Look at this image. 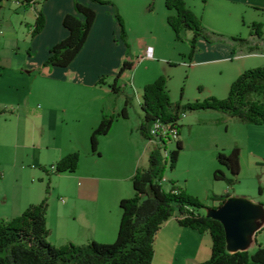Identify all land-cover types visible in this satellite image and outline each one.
I'll return each instance as SVG.
<instances>
[{"label":"crops","instance_id":"crops-1","mask_svg":"<svg viewBox=\"0 0 264 264\" xmlns=\"http://www.w3.org/2000/svg\"><path fill=\"white\" fill-rule=\"evenodd\" d=\"M79 1L96 12V19L88 41L67 68L49 69L44 67V63L49 50L68 36L63 19L67 14L74 13V0H31L29 3L26 0H4L0 11V38L11 53L9 61L0 54V97L17 94L19 82L23 81V73L28 70L30 76L39 81V108L32 111L34 125L40 134L38 149L54 151L55 159L52 163L69 153L83 152L76 172L64 174L79 181L72 191L64 193L69 201L60 217L58 237L55 239L61 246L69 242L86 245L92 241L101 244L116 241L120 223L119 203L122 199L134 196L131 179L148 162L151 151L149 148L154 143L146 141L147 149L137 154L127 138V132H122V138L115 136V124L120 120L114 122L112 131L107 136L99 139L100 155L92 153L90 137L104 114L115 115L122 108L120 104L109 107L108 103L114 98L111 86L123 62L127 60L133 63L131 70H134L135 76L136 63L144 59L145 56L141 53L146 46L152 48L150 55H147L149 58H155L156 52L158 56L165 57V46L155 30L154 16L160 19L166 37L174 34L167 22V17L174 12L166 9L165 0H103L118 9L128 35L129 48L121 39L120 26L112 5H100L90 0ZM230 1L236 7L242 5L246 8L264 9V0ZM40 8L45 17V26L39 34L32 36L36 12ZM147 39H155L156 45H147ZM202 42L201 47L197 48V55L202 51L205 56H219L217 60L223 62H232V57L237 56L235 66L241 67V70L257 66L253 64H264L262 37H252L247 41L246 48L241 46L239 49L233 44L210 45ZM249 48H255V51L251 52ZM196 53L197 50L189 57L190 60H193ZM125 75L126 73L120 80H126ZM103 78V82H100ZM133 78L127 77L131 80L130 87L134 90L138 103L141 104L142 98L135 92ZM151 81L145 79L138 88L143 89ZM2 108L4 106L0 105V110ZM218 120H222V116ZM179 123L184 126L181 119ZM65 124H72L75 127L73 135L77 136L68 147L62 144L59 146L56 142L57 130L62 129ZM106 140L110 141L109 145L104 142ZM165 178L169 189L171 179ZM60 201L64 204L65 197H60ZM259 223L260 229L247 249L249 252H254L258 245L264 246L257 242L259 234L264 230V221ZM50 230L52 237L53 230ZM211 246L212 240L208 233L200 234L182 227L176 217H172L156 236L152 264H201L210 259Z\"/></svg>","mask_w":264,"mask_h":264},{"label":"rangeland","instance_id":"rangeland-1","mask_svg":"<svg viewBox=\"0 0 264 264\" xmlns=\"http://www.w3.org/2000/svg\"><path fill=\"white\" fill-rule=\"evenodd\" d=\"M185 2L201 19L205 28L198 41V48L201 47V41L210 45L233 44L237 46V49L241 46L246 48L245 42L255 37L254 24L261 25V37L264 43V9L246 8L242 5L236 7L229 0H208L206 4L202 0H185ZM154 18L155 30L165 46V57L158 56L156 52L155 58H149L147 55H150L152 48L146 46L141 53L145 56L144 59L136 63L138 70L135 73L136 78L134 70L126 71V80H118L121 91L115 93L113 100L108 103L109 107L120 104L123 108L125 99L130 97L131 104L128 106L127 119L115 120H120L115 124V136L119 139V137L122 138V132H127V138L130 139L129 142L134 146L137 154L145 151L148 146L139 131L143 119L141 104L138 103L134 90L130 87L132 78L130 80L127 77H134L135 92L142 98L144 88L139 89V85L145 79L147 81L152 79L148 82L149 84L165 75L168 77L172 102L187 105L196 101L203 102L212 97L219 100L226 99L232 83L243 72L264 65L253 64L257 66H249L241 70V67L235 66L237 63L234 61L238 59L237 56L232 57L234 63L223 62L217 60L219 56H205L202 51L200 55H197L198 49L197 56L190 60V42L193 32H183L179 39L173 33L170 37H166L160 25V19L156 16ZM1 40L2 38H0V54L9 61L10 49ZM145 43L151 46L156 45L155 39H147ZM201 55L203 56L199 57ZM23 75V81L19 82V89L16 90L17 94L0 97L2 103L0 105L6 110V113L0 116V168L2 170L0 219L17 217L30 205L38 204L46 197L50 208L47 214V226L49 230H53L52 237L50 230L48 242L59 247L61 245H58L59 242L55 239L58 237L60 217L69 201L64 193L72 191L79 180L74 181L64 174H54L50 169L56 163L51 162L55 159L54 151L38 149L40 134L34 125L35 118L32 116V111L39 108L37 106L39 81H35L28 70H25ZM18 103L20 104L17 106ZM180 116L184 126L181 128L179 139L184 148L176 167L173 170L167 168L165 173V176L171 179L170 184L175 183L177 187L203 203L208 209L219 206L218 202L211 199V196L229 194L231 197L242 198L260 206L264 213V165L262 164L264 125L248 126L215 111L185 110ZM221 116L222 120H218ZM74 128L72 124H65L62 129H58L57 145L62 144L68 147L71 141H75L77 136L73 135ZM104 142H108L107 145L110 144L108 140ZM175 146V142L171 143L168 149H174ZM234 146L240 148L241 172L238 182L228 186L224 181L214 180L213 175L216 170L221 169L229 176L227 169L218 164L216 155L219 151L229 153ZM152 147L150 146L149 149L152 150ZM98 149L100 151L99 147ZM79 154L81 160L83 152ZM147 165L148 162L143 167ZM165 188L168 189V184H165ZM60 197H65L64 204L61 203ZM203 212L206 214V209ZM257 242L264 244V230L259 234Z\"/></svg>","mask_w":264,"mask_h":264},{"label":"trees","instance_id":"trees-1","mask_svg":"<svg viewBox=\"0 0 264 264\" xmlns=\"http://www.w3.org/2000/svg\"><path fill=\"white\" fill-rule=\"evenodd\" d=\"M31 0H26L29 3ZM45 1V0H44ZM100 5H112L118 21L121 39L129 48L128 35L118 9L110 2L90 0ZM208 0H202L204 4ZM4 0H0V11ZM165 7L174 14L167 22L177 39L186 31L193 32L190 57L198 48V41L205 28L185 0H165ZM74 13L67 14L63 26L68 36L49 50L44 67L67 68L83 49L96 19V12L89 6L74 0ZM1 14V13H0ZM45 26L42 9H37L32 36L39 34ZM255 37L261 38V25L254 24ZM248 43L247 41L245 42ZM255 51V48H249ZM133 63L125 60L111 86L113 93L121 88L118 80ZM105 78L101 79L103 82ZM168 89V77L162 75L154 82L145 85L141 102L142 123L139 126L141 136L150 141V128L156 121L171 124V130L178 133L176 146L167 154L155 144L149 153L147 167L139 168L131 179L134 196L122 199L119 203L120 223L116 241L112 244H100L92 241L86 245L67 243L56 247L48 242L50 230L47 226L49 204L45 197L40 203L30 205L24 212L12 219H0V264H152L155 255V240L162 226L172 217H176L180 226L208 233L212 240L211 257L201 264H264V246L258 245L254 252L237 251L231 253L226 247L224 227L221 222L208 218L203 203L189 196L184 190L171 183L169 189L161 183L167 168L176 167L183 143L179 139L181 113L187 111H215L236 119L245 125H264V66L243 72L231 85L224 100L209 98L203 102L173 103ZM130 97L125 99L124 107L116 115H103L97 128L90 137L93 154H99V139L107 136L116 119H127ZM6 113L0 110V115ZM218 164L227 169L229 176L218 169L213 178L224 181L228 186L238 182L241 172L240 148L234 146L229 153L219 151ZM80 163V154L69 153L55 164L54 174H72ZM264 165V161L262 163ZM0 176L2 170L0 168ZM231 196L213 195L211 199L223 205ZM218 206V207H219Z\"/></svg>","mask_w":264,"mask_h":264},{"label":"water","instance_id":"water-1","mask_svg":"<svg viewBox=\"0 0 264 264\" xmlns=\"http://www.w3.org/2000/svg\"><path fill=\"white\" fill-rule=\"evenodd\" d=\"M208 218L221 222L225 231L226 247L231 253L246 251L264 221L263 209L242 198H229L217 208L206 209Z\"/></svg>","mask_w":264,"mask_h":264},{"label":"built area","instance_id":"built-area-1","mask_svg":"<svg viewBox=\"0 0 264 264\" xmlns=\"http://www.w3.org/2000/svg\"><path fill=\"white\" fill-rule=\"evenodd\" d=\"M20 5L19 2H17ZM2 33V32H0ZM185 115L183 114V117ZM171 124L173 123H163L162 121H156L150 128L151 140L149 142L159 144V146L164 150V153L167 154L170 149L169 144L174 143L178 139V133H171ZM51 171H55V166H51ZM161 183L164 185L167 183V179L163 178ZM64 202L63 199H61Z\"/></svg>","mask_w":264,"mask_h":264},{"label":"bare ground","instance_id":"bare-ground-1","mask_svg":"<svg viewBox=\"0 0 264 264\" xmlns=\"http://www.w3.org/2000/svg\"><path fill=\"white\" fill-rule=\"evenodd\" d=\"M171 133H176V132H175L174 129H173V130H171Z\"/></svg>","mask_w":264,"mask_h":264}]
</instances>
